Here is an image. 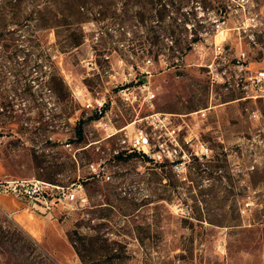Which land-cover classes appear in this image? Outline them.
Instances as JSON below:
<instances>
[{
    "label": "rangeland",
    "instance_id": "1",
    "mask_svg": "<svg viewBox=\"0 0 264 264\" xmlns=\"http://www.w3.org/2000/svg\"><path fill=\"white\" fill-rule=\"evenodd\" d=\"M138 4L142 23L129 18ZM242 49L251 68H264V0H0V179L69 190L80 180L84 189V200L57 202L53 217L19 200L34 232L0 207V264H83L77 248L91 264H264V98L209 73L214 61L231 68ZM129 83L131 93H119ZM99 102L108 107L100 123L91 120ZM155 114L169 129L184 126L181 171L139 155L113 159L136 128L168 140L149 125ZM81 120L86 141L68 146ZM194 122L211 150L203 161L185 141ZM92 162L103 173H91Z\"/></svg>",
    "mask_w": 264,
    "mask_h": 264
},
{
    "label": "built area",
    "instance_id": "2",
    "mask_svg": "<svg viewBox=\"0 0 264 264\" xmlns=\"http://www.w3.org/2000/svg\"><path fill=\"white\" fill-rule=\"evenodd\" d=\"M226 24L227 19L225 17H221L217 20L216 30L220 35L224 33V26ZM223 50L224 47L222 43L215 44L216 59H223L221 56L223 55ZM221 62L214 61L209 65V73H211V82L213 84L222 83L224 86H235L246 92L251 98H264V68H251L249 63V54L247 51L242 49L235 55L231 68L224 67V63L222 64ZM129 84L122 86L119 93H122L123 95H128V92L131 93V88L134 85ZM141 85L142 84H138L136 86L139 87ZM145 86H147V84H145ZM154 98L155 94L150 91L147 96V105L153 106ZM126 99L130 100V97L126 96ZM103 107L104 102H99V106L94 108V110L101 112ZM201 112L203 113L202 115L206 117V112ZM104 117L105 116H103L102 119ZM168 119V116L159 114L152 115L149 118L150 126L158 129H167L166 134L169 135L167 141L159 140V142L153 143L152 136L150 137V135L142 128H136L133 135H127L121 140L122 145L125 146L123 149L128 152L137 151L139 153H144L155 163L167 162L171 164L175 170L181 171L187 162L188 155L186 152L181 150L177 136L179 131H181L184 126L169 129L165 124ZM101 120H99V123ZM199 126V122L186 124L188 135L185 137V141L193 149V155L203 161L205 158H209L211 156V150L209 146H207V144L200 139L198 132ZM114 135L115 132L113 131L107 133L108 138H111ZM160 139H162V137H160ZM67 145L69 146V144ZM152 145H154V149L152 148ZM116 153H118V151H115V154ZM88 168L91 173H95L96 175L103 173L101 172L103 170H101L93 162L88 164ZM110 179L111 176L108 175L106 180ZM69 187L73 189H66L65 186L58 182H49L35 178L0 179V195L12 196L22 202H25L30 209H33L40 215L43 213L48 216L50 215L51 217H53V210L57 205V202L71 204L84 200V189L81 184L73 183L69 185ZM249 207L250 203H246V206L241 209V212L245 214Z\"/></svg>",
    "mask_w": 264,
    "mask_h": 264
},
{
    "label": "trees",
    "instance_id": "3",
    "mask_svg": "<svg viewBox=\"0 0 264 264\" xmlns=\"http://www.w3.org/2000/svg\"><path fill=\"white\" fill-rule=\"evenodd\" d=\"M144 15H145V6L142 4H138L135 6V11L133 12V14H131V16H129L130 19H135L136 22L142 23L144 22ZM127 16V20H129L128 15ZM125 14H117L116 17L118 19H120L121 21L125 20L124 17H126ZM184 23V22H183ZM184 50H186V48H182V51L184 52ZM152 51H154V48L152 45L146 46L143 45L142 48V53H152ZM185 54L183 53L182 56H184ZM145 75V73H144ZM131 84V83H130ZM129 84V85H130ZM107 104H104L103 109L101 110V112L95 111V113L93 114L91 120L93 121H99L102 119L103 116H105L106 112H107ZM85 121L81 120L80 122H78L76 130H75V136L73 139L69 140L68 144L71 145L73 142L74 143H83L86 141V133H85ZM90 144V143H89ZM89 146L88 144L84 145L83 147H87ZM84 149V148H83ZM141 156L143 159H145V161L149 162V163H153V164H159V165H164L165 163H155L151 158H149L146 154L144 153H139L137 151H132V152H128L126 150L123 151H119L118 153H116L113 156V159H119V160H127V159H131L132 157L135 156ZM76 159H77V155H76ZM46 181V180H45ZM52 182V181H49ZM55 182V181H54ZM73 183H81L80 180L76 181L74 180L73 182H71V184ZM82 241L84 240V246H87L85 240L87 239V237H82L81 238ZM91 240V239H90ZM87 249V247H86ZM77 253L81 259V261L83 262V264H91L92 260H90V254L89 251L88 252H83V250L81 248H77Z\"/></svg>",
    "mask_w": 264,
    "mask_h": 264
},
{
    "label": "crops",
    "instance_id": "4",
    "mask_svg": "<svg viewBox=\"0 0 264 264\" xmlns=\"http://www.w3.org/2000/svg\"><path fill=\"white\" fill-rule=\"evenodd\" d=\"M21 203L18 199L2 195V198L0 199V207L6 208L8 211H11V213L16 212L17 216L19 218V222L25 227L28 228L30 231H35L36 229L32 230L30 228L31 221L33 219V216L28 214L27 212L21 211L20 204ZM22 204V203H21Z\"/></svg>",
    "mask_w": 264,
    "mask_h": 264
}]
</instances>
